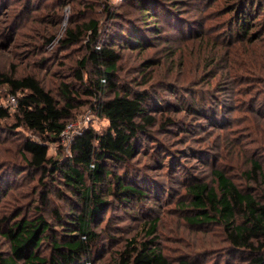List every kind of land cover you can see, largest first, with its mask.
Here are the masks:
<instances>
[{
  "label": "rangeland",
  "instance_id": "1",
  "mask_svg": "<svg viewBox=\"0 0 264 264\" xmlns=\"http://www.w3.org/2000/svg\"><path fill=\"white\" fill-rule=\"evenodd\" d=\"M146 2L153 6L143 16L139 0H0V68L15 78L37 79L61 105V88L71 86L77 102L66 133L59 143H47L48 156L64 161L77 134L85 129L103 133L109 126L92 112L94 99L75 75L92 33L86 26L97 22L98 39L121 56L114 78L117 92L143 93L155 121L140 135L134 159L108 163L146 197L125 205L104 197L108 205L92 224L91 264H117L131 239L153 240L172 264L244 263L247 257L233 253L216 219L189 221L200 214L189 188L201 183L216 189L214 171H221L264 202V0H252V13L243 18L230 12L234 0ZM70 29L84 32L82 42L66 44ZM88 70L94 72L91 65ZM1 93L13 112L9 89ZM113 97L107 92L103 99ZM11 129L1 136L6 142L0 146L5 162L0 167V251L6 255L11 245L3 233L4 219L11 225L16 218L41 216L50 234L59 237L84 208L60 173L44 175L27 167L23 153L16 170L6 163L16 144L39 140L22 127ZM252 161L261 167L257 177L250 175ZM155 222V233L149 235L148 224ZM50 252L47 241L42 254Z\"/></svg>",
  "mask_w": 264,
  "mask_h": 264
},
{
  "label": "trees",
  "instance_id": "2",
  "mask_svg": "<svg viewBox=\"0 0 264 264\" xmlns=\"http://www.w3.org/2000/svg\"><path fill=\"white\" fill-rule=\"evenodd\" d=\"M139 1L142 4L140 8L143 6V16H147V6H153V3ZM251 2L234 0L230 12H235L238 18L250 16ZM112 15L109 12V16ZM86 28L92 33L88 37L87 53L79 61V70L75 75L81 82H86L84 93L94 99L90 104L92 112L105 118L109 126L103 133L85 129L77 134L72 142L71 156L64 161L53 160L48 156L47 143L61 141L67 129V121L76 109L77 99L71 86L65 84L61 88L65 102L61 105L37 79L15 78L0 68V146L6 142L1 136L13 132L11 127H22L39 139L30 138L16 144L12 160L6 163L16 170L19 167V153L28 155L24 157L27 167L41 170L44 175L51 170L60 173L64 185L81 197L84 206L80 214L66 222L67 228L63 229L65 233L59 237L50 234L51 226L41 216L33 220L16 218L11 225H7V219H4L3 233L10 241L11 251L9 255L0 251V264H91L93 242L96 239L92 224L108 205L104 197H115L123 205L142 201L146 197L143 190L126 184L123 177L114 174L108 168V163H124L135 158L140 135L147 133V126L155 121L145 108L147 97L138 92H117L114 78L121 56L110 45L98 39L97 22H90ZM83 36L84 32L70 29L65 42L78 44L82 42ZM88 65L93 67L94 72L88 70ZM3 87H7L11 93L8 103L11 96H16L17 103L13 112L3 104ZM107 92H114V97L104 100ZM9 120L15 123L4 126L3 123ZM260 169L259 162L252 161L250 175L257 177ZM214 176L217 180L216 189L201 183L190 186L192 205L200 214L189 221L207 224L216 219L224 227L233 253L247 257L248 260L241 264H264V202L250 193H244L223 172L214 171ZM148 225L149 235L154 234L156 222ZM47 241L50 242L51 252L45 256L42 248ZM117 264L172 263L153 240L137 243L136 239H131L119 253ZM178 264L196 263L182 260Z\"/></svg>",
  "mask_w": 264,
  "mask_h": 264
},
{
  "label": "built area",
  "instance_id": "3",
  "mask_svg": "<svg viewBox=\"0 0 264 264\" xmlns=\"http://www.w3.org/2000/svg\"><path fill=\"white\" fill-rule=\"evenodd\" d=\"M11 105L15 106L16 103H17V99H16V96H11L10 97V101ZM67 130V129H66ZM66 133V132H65ZM65 135V134H64Z\"/></svg>",
  "mask_w": 264,
  "mask_h": 264
}]
</instances>
